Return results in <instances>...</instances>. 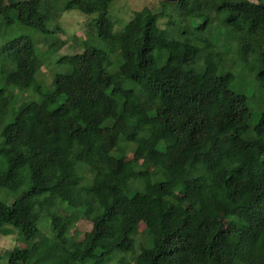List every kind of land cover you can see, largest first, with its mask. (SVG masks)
Here are the masks:
<instances>
[{
	"label": "trees",
	"instance_id": "obj_1",
	"mask_svg": "<svg viewBox=\"0 0 264 264\" xmlns=\"http://www.w3.org/2000/svg\"><path fill=\"white\" fill-rule=\"evenodd\" d=\"M113 1L0 0V192L16 194L0 201V235L27 244L8 264H264V0L163 1L120 33ZM73 10L93 16L101 46L57 60L44 91L37 42L8 30L54 39ZM11 86L41 100L16 106Z\"/></svg>",
	"mask_w": 264,
	"mask_h": 264
},
{
	"label": "rangeland",
	"instance_id": "obj_2",
	"mask_svg": "<svg viewBox=\"0 0 264 264\" xmlns=\"http://www.w3.org/2000/svg\"><path fill=\"white\" fill-rule=\"evenodd\" d=\"M162 2V0H114L110 8V19L115 23V32L120 33L123 31L124 27L131 20L135 11H140L145 7H148L153 12H161L162 6L160 3ZM178 17L179 16H176L175 20H177V22H180L181 24H184V22ZM92 19L93 16H86L77 10L65 12L58 20L52 22L51 29L55 30V37L54 39H49L47 41L40 34H35V32L28 29H22L20 27L15 26L12 29L8 30V32H11V36L24 35L32 39L34 38L37 42L36 51L38 52V54H43L45 57V65L40 69L38 75V80L41 84H43L44 91H50L53 88L52 83L55 74L65 71V67L58 65L57 60L62 57L73 56L82 53L85 48V43L89 41L93 45L101 46L98 40H94V30L91 28ZM168 21V17L164 18L160 21V26L164 29L167 28ZM55 39L64 41L65 46L54 55L47 56V49L49 45L54 42ZM7 40L8 37L0 38V47ZM218 42L219 43L217 45L224 51H228L233 44V41H231L227 37L225 32L221 34L220 38L218 39ZM258 56H260L259 52ZM239 61L240 60L237 56H234L233 54H226L223 59L222 66L227 71H237ZM7 70V64L1 63L0 74H5ZM242 85L246 88L247 93L250 94V92H252L253 88L248 85V82H246L245 78H242ZM10 90L16 96V106H20L23 102L26 101L41 100L40 96L33 90H19L14 86H11ZM139 95L142 101L145 102L146 97L141 93ZM257 97V93L252 94L253 105H255ZM119 152L124 154L126 159H130L132 157L131 153L126 151L124 148H119ZM141 164L146 170L152 171L153 167L148 162H142ZM14 199H16V194L5 195L0 192V201L12 203ZM39 228L43 232V234L46 235L45 239L49 244L51 242V230L49 224V217L46 214L42 215L41 220L39 222ZM90 229L91 224L86 220L82 219L77 224L73 233H77L81 238L83 234L87 231H90ZM15 247H27L26 242L19 236L17 232H14L12 235H10V237L0 235V264H8L9 253Z\"/></svg>",
	"mask_w": 264,
	"mask_h": 264
},
{
	"label": "water",
	"instance_id": "obj_3",
	"mask_svg": "<svg viewBox=\"0 0 264 264\" xmlns=\"http://www.w3.org/2000/svg\"><path fill=\"white\" fill-rule=\"evenodd\" d=\"M162 1L174 3V2H178L179 0H162Z\"/></svg>",
	"mask_w": 264,
	"mask_h": 264
}]
</instances>
